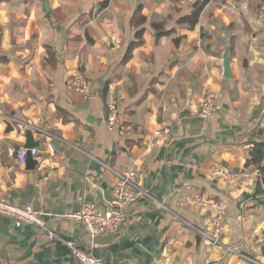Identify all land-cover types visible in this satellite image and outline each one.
Instances as JSON below:
<instances>
[{
	"label": "crops",
	"instance_id": "obj_1",
	"mask_svg": "<svg viewBox=\"0 0 264 264\" xmlns=\"http://www.w3.org/2000/svg\"><path fill=\"white\" fill-rule=\"evenodd\" d=\"M43 1L0 0V200L31 206L57 238L0 215V264H79L63 239L105 264H252L226 245L264 263V199L243 198L258 182L246 162L264 142L255 137L264 116L260 0H109L100 12L102 0H47L48 13ZM197 9L192 29L178 24ZM76 72L92 81L90 101L66 89ZM207 99L215 109L203 116ZM108 102L123 134L106 128ZM28 133L38 155L21 165ZM102 163L136 170L147 196L133 200L119 233L91 240L64 216L110 201L116 179ZM212 167L238 179L212 178ZM185 196L224 204L222 246L197 240L193 228L208 226L210 210L180 207Z\"/></svg>",
	"mask_w": 264,
	"mask_h": 264
},
{
	"label": "built area",
	"instance_id": "obj_2",
	"mask_svg": "<svg viewBox=\"0 0 264 264\" xmlns=\"http://www.w3.org/2000/svg\"><path fill=\"white\" fill-rule=\"evenodd\" d=\"M256 22L260 26H264V0H260L259 2ZM65 86L68 91L79 96L86 102L90 101L92 98V81L80 73L76 72L70 76L66 80ZM214 109L215 106L212 101L207 99L203 101L200 106V114L208 116ZM105 124L109 132L118 131L120 134L124 133V128L119 123L118 108L114 102H108L106 104ZM32 131L41 134L42 136H48L47 132L37 128ZM155 135H158V133H155ZM48 149L51 151L50 155H53V150L49 147ZM27 155L34 157L38 155V150L35 148H20L17 151L18 163L23 165L26 161ZM101 165L105 170L113 174L116 179L110 201L102 207L92 202H84L78 212L64 216L66 220L79 224L91 240L106 233H119L128 217L129 207L133 200L137 196H147L139 185L138 173L136 170L125 168L117 171L104 163ZM259 168L258 180L264 176V160ZM210 176L223 182H235L238 179L236 174L230 173L220 167H212L210 170ZM177 204L180 205V207L195 205L200 208H208V210H210V222L204 229L193 228V226L186 221H181L193 228L204 244L210 247H219L223 245L222 235L224 231L225 217L224 204L206 201L199 197L191 198L190 196H185ZM161 207L177 217L167 208V206L162 204ZM0 215L12 220L16 226L31 225L37 228L43 232L49 240L57 238L54 229H51L46 225L43 215L33 210L31 206H15L0 200ZM62 243L70 250L73 258L79 264H105L102 259L92 256L86 250L80 248L71 239H63ZM223 247L226 253L237 255L252 264H264L240 254L235 246L226 245Z\"/></svg>",
	"mask_w": 264,
	"mask_h": 264
},
{
	"label": "trees",
	"instance_id": "obj_3",
	"mask_svg": "<svg viewBox=\"0 0 264 264\" xmlns=\"http://www.w3.org/2000/svg\"><path fill=\"white\" fill-rule=\"evenodd\" d=\"M208 1L209 0H204L203 4L207 3ZM108 3H109V0H102L97 6V12L103 11L107 7ZM200 11H201V9H197L196 11L191 13L189 16H185V17L179 19L178 24L179 25H185L188 29H192L198 22ZM138 18L134 15L132 21L135 23V22H137ZM140 20L143 21V18H140ZM164 35L169 36V35H171V32L164 33ZM141 36H142V31H138L136 33L137 42L132 43L129 46L125 60H127L129 58L131 51L141 43ZM174 42L176 43L177 40L176 41L174 40ZM263 160H264V142L255 143L252 147L251 152H250L249 159L246 162V166L247 167L255 166L258 169H260L259 166ZM256 194L258 196H260V195L263 196V190L261 189L260 186H258Z\"/></svg>",
	"mask_w": 264,
	"mask_h": 264
},
{
	"label": "water",
	"instance_id": "obj_4",
	"mask_svg": "<svg viewBox=\"0 0 264 264\" xmlns=\"http://www.w3.org/2000/svg\"><path fill=\"white\" fill-rule=\"evenodd\" d=\"M196 5H197V4H195V5L193 6L194 9H195V6H196ZM43 9H44V12H45V13H48L47 0H44V1H43ZM227 54H228V48L225 50L224 58L227 57ZM263 134H264V116H263V118H262V120H261V122H260V124H259V127H258V129H257V131H256V136H255L256 139L260 141L261 138H262V136H263ZM33 147H38V143H37V142H34V141H33L32 134H31V133H28V134L26 135V149H32ZM31 158H32V157H31L30 155H27V160L30 161ZM257 186L262 187V189L264 190V176H262L261 179L258 180L256 186L253 188L252 193H251V194H244V195H243V198H249L250 196L255 195V193H256V191H257ZM197 240H201V238H200L199 236H197Z\"/></svg>",
	"mask_w": 264,
	"mask_h": 264
}]
</instances>
